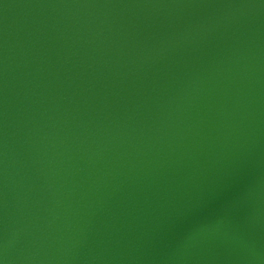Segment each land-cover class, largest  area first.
Listing matches in <instances>:
<instances>
[{
  "label": "water",
  "instance_id": "1",
  "mask_svg": "<svg viewBox=\"0 0 264 264\" xmlns=\"http://www.w3.org/2000/svg\"><path fill=\"white\" fill-rule=\"evenodd\" d=\"M0 264H264V0H0Z\"/></svg>",
  "mask_w": 264,
  "mask_h": 264
}]
</instances>
